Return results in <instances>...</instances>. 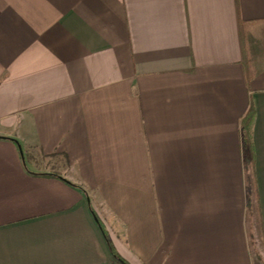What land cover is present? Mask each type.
I'll return each mask as SVG.
<instances>
[{"label":"crops","instance_id":"1","mask_svg":"<svg viewBox=\"0 0 264 264\" xmlns=\"http://www.w3.org/2000/svg\"><path fill=\"white\" fill-rule=\"evenodd\" d=\"M92 212L128 264H264V0H0V264H123Z\"/></svg>","mask_w":264,"mask_h":264},{"label":"trees","instance_id":"2","mask_svg":"<svg viewBox=\"0 0 264 264\" xmlns=\"http://www.w3.org/2000/svg\"><path fill=\"white\" fill-rule=\"evenodd\" d=\"M253 114H254L253 108L251 107V108H249L247 114L245 115V117L242 119V122H241V146H242L243 151H244V163L246 165L248 162L252 161V158H253V154H252L253 145H252V138H251V125H252V120H253ZM248 153H249V155H248ZM79 188H81V187H79ZM84 193L88 199L87 193L85 191H84ZM93 216L95 217L94 213H93ZM95 221H96L97 225L99 226L101 233L103 234V237L106 241V244H107L108 249L111 252V254L114 257H116L119 261H121L123 264H128L116 252V250H115L114 246L112 245V243H111V241L107 235V232H106L104 226L102 225V223L100 222V220H98L97 217H95ZM263 263H264V261H263Z\"/></svg>","mask_w":264,"mask_h":264}]
</instances>
